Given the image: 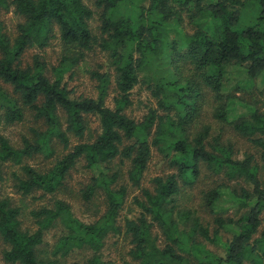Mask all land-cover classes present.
<instances>
[{
    "label": "trees",
    "instance_id": "trees-1",
    "mask_svg": "<svg viewBox=\"0 0 264 264\" xmlns=\"http://www.w3.org/2000/svg\"><path fill=\"white\" fill-rule=\"evenodd\" d=\"M93 1L101 21L99 33L92 28L96 9L85 0L9 2L24 20L14 37L2 32L0 23V125L24 121L28 110L41 125L32 128L33 138L23 136L21 146L0 135V182L5 180V165L13 164L20 168L11 174L20 192L55 193L84 158L97 174L83 195L90 199L102 190L107 209L87 223L73 214L67 201L58 199L51 207L31 211L37 228L29 230L22 226L21 207L10 197H1L4 260L59 264L57 257H41L39 247L46 232L60 223L62 234L52 253L65 257L77 249L90 251L83 263L76 264H107L100 252L110 234L130 238V260L123 264H264V183L255 155L237 158L233 145L223 143L221 134L210 138V125L196 126L207 87L214 96V117L247 138L264 161V107L253 105L238 92H226L234 72H242L249 83L264 77V0ZM9 3L0 0L1 6ZM185 18L194 27L190 33L181 29ZM57 36L65 50L60 65L54 67L56 78L46 73L47 64L39 55L33 64H22L28 48H46ZM95 48L109 53L115 69L114 107L107 104L113 82L110 72L90 71L98 82L96 98L72 97L64 82L65 71ZM156 61L165 65L166 75L151 88L163 111L150 109L136 119L126 112L133 103L132 91L141 73ZM185 66L191 69L189 74L182 72ZM239 105L248 111H240ZM90 115L99 118L101 131L92 141H79ZM74 138L79 139L77 143ZM55 140L62 152L50 167L39 169L26 162L38 153L53 157ZM153 147L175 171L152 178V189L143 188L142 197L135 198L141 214L119 223L127 187H116L120 172H111L109 164L116 158L130 161L128 179L140 186ZM204 168L228 181L243 178L252 185V190H238L222 182L206 191L213 231L195 211H175L177 196L195 184ZM226 195L245 211L226 216L221 211ZM197 235L221 245L225 254L213 253Z\"/></svg>",
    "mask_w": 264,
    "mask_h": 264
},
{
    "label": "rangeland",
    "instance_id": "rangeland-1",
    "mask_svg": "<svg viewBox=\"0 0 264 264\" xmlns=\"http://www.w3.org/2000/svg\"><path fill=\"white\" fill-rule=\"evenodd\" d=\"M11 0H8V3ZM85 2L92 8L98 11L93 0H85ZM11 5V3H9ZM100 14V13H99ZM24 20V18L14 11V6H1L0 5V23L1 31L7 33L10 37L16 36L18 32V25ZM100 18L98 12L95 18L92 20V28L95 33H99ZM181 29L185 32H192L194 27L185 18L181 24ZM173 36L176 33L173 32ZM65 50V44L57 36L53 39L50 45L46 48L30 47L22 55V64H33L34 57L39 55L42 60L47 64L46 73L51 78H56L54 67L60 65L61 58ZM110 72L112 74V85L110 86V95L107 99V104L114 107L115 90V69L112 65L110 55L107 51L100 48L88 51L84 60L80 61L77 65L68 69L64 73V82L67 83V87L71 92L72 97H98L99 90L97 88L98 82L91 76L90 71ZM184 74H189L191 69L189 66H185L182 70ZM166 75L165 65L160 61H156L152 66L146 68L141 73L140 82L135 86L132 91V105H130L126 112L135 117L136 119L142 118L149 112L150 109H158V112H162L158 104V99L153 95L151 87L157 79ZM171 76V75H170ZM230 83L226 86L227 93H236L245 96L248 100L252 101L253 105L258 107H264V77H260L257 80L250 82L245 79V75L242 72L230 74ZM204 99L205 104L201 110L200 117L197 120L196 126L210 125L211 139L222 135L221 141L223 143H231L234 147L235 157L243 158L247 153L255 155L257 164L260 166L259 177L264 183V161L261 158V152L251 142L237 132H235L228 124L220 122L214 117V96L213 92L204 87ZM160 108V109H159ZM240 111H248L247 106L239 105ZM88 129L85 136L82 139L74 138L73 142L77 143L78 140H94L101 131L100 120L97 116L90 115L88 117ZM40 126L41 122L33 118L31 111H27V115L24 121L16 122L13 124L2 123L0 125V135H3L12 142L15 146L22 145V138L24 135H30L34 137L32 128ZM55 155L53 157H46L45 153H38L35 156L28 158L26 162L32 164L39 169H46L53 163L54 157L58 156L62 152V145L58 142H54ZM112 169L111 172L119 171L120 179L116 187L121 185L127 187V195L125 198V204L118 217L119 223H124L125 219L138 217L142 209L136 202V197H142V189L147 187L152 189V178L158 175H167L175 170L169 167L168 161L165 155L159 151L156 147H153L152 157L148 163V167L143 175L141 185H133L127 176L130 168V161L122 158H116L109 164ZM19 166L13 164L5 165V180L0 182V198L10 197L12 203L21 207V221L24 229L35 230L37 225L35 219L31 215L32 210L40 209L44 206H53L56 200L63 199L72 206L73 214L80 220L91 223L99 219L107 209L106 196L102 190L95 192L94 196L90 199H85L83 193L87 186L92 183L93 177L97 174L96 169L87 167V162L84 158L79 160L77 164L71 169L68 174L65 185H63L57 192L43 194L42 191H33L29 194H23L16 187V181L11 175L13 171H18ZM20 172V171H18ZM227 182L232 188L236 187L240 190L242 187L252 190V185L245 179H237L235 181H228L226 178L212 174L208 169L204 168L200 178L195 182L193 186H186L182 190L179 196H177L175 211L191 209L195 211V214L201 218V221L210 226L211 231L214 230L215 224L213 223V216L210 213L205 202V193L209 189L215 187L218 183ZM225 201L222 203V212L226 216H234L239 212L242 213L245 209H241L229 196H225ZM175 212V213H176ZM62 234V227L60 223L51 227L45 234V241L39 247V255L43 258H58L59 264H76L83 263L90 251L87 249H77L69 255L55 256L52 251L57 243L60 235ZM226 239L228 235L223 233ZM197 240L204 243L205 246L213 253L218 255H224L225 249L215 243L204 239L202 236L197 235ZM161 241L164 243V238L161 236ZM6 245H0V264H12L6 262L3 258V250ZM131 248L130 238L126 235L110 234L106 239V243L101 250L102 258L107 264H123L125 260H130L129 250Z\"/></svg>",
    "mask_w": 264,
    "mask_h": 264
}]
</instances>
